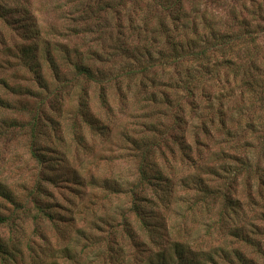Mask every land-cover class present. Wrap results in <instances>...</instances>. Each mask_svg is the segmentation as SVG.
Returning <instances> with one entry per match:
<instances>
[{"label": "rangeland", "instance_id": "obj_1", "mask_svg": "<svg viewBox=\"0 0 264 264\" xmlns=\"http://www.w3.org/2000/svg\"><path fill=\"white\" fill-rule=\"evenodd\" d=\"M213 34L243 39L231 57L241 69L222 68L220 82L205 77L189 94L181 87L189 60L159 62L171 38L183 53L179 45L188 51ZM250 62L264 86V0H0V264H144L157 243L172 263L173 243L187 263L220 246L253 257L212 228L220 197L193 205L200 187L219 193L235 181L231 196L249 217L232 226L264 231L249 202H260L261 173L234 180L220 172L245 152L264 168L255 146L264 104L245 91L240 108L251 110L235 117ZM221 95L229 137L214 109ZM134 191L140 214L159 230L156 244L130 210ZM256 239L264 250V237Z\"/></svg>", "mask_w": 264, "mask_h": 264}, {"label": "trees", "instance_id": "obj_2", "mask_svg": "<svg viewBox=\"0 0 264 264\" xmlns=\"http://www.w3.org/2000/svg\"><path fill=\"white\" fill-rule=\"evenodd\" d=\"M162 1V0H160ZM173 2H179V0H173ZM163 8V7H162ZM180 7H178L175 10V14L177 13V15L180 12ZM212 33V31H211ZM217 35L213 34L211 35L212 39H216L215 41H208L205 42L203 45H200L199 43H195V41H193L192 43H195L197 45H192V49L186 51L185 49V45H179L181 51H183V53H178V49H177V45L174 43L173 39L171 38V42H169L168 40V44H169V49H171L170 54L167 56V58L162 61L159 62V65L161 64H177L178 62L184 60L186 62V59L189 60V65L191 67H187L186 68V76H185V80L183 82V84L181 85L183 91L189 92V94L193 93V89H195V82L197 83H201L203 82V79L206 77L208 80H213L214 82H220L219 76H220V72L222 68H225L226 70L231 69L234 70L233 73L234 75H237V71L235 73V69L239 70L241 69V66L237 65L236 63H234V61L231 59L232 57V52H234V48L236 47V44H241V40L243 39H239V37H232L230 34H218V37H216ZM176 45V47H175ZM188 47V46H187ZM146 48V47H145ZM189 48V47H188ZM211 57H219L218 60H214L213 62H211ZM200 66H196L195 64ZM210 63H212V65H209ZM153 65H150L148 68H146L145 66H142L139 70V74L140 73H144L146 71H148V69H150ZM250 66L248 69L244 70V79L241 80V86L243 87V90L240 93V97L236 102H238V105L236 106L239 109L237 110V115H235V117L237 118H241L242 115H245V113H247V110H251V108L248 106L247 108L243 109L240 108L243 103H246V95L243 92H247V95H250V97L248 98L250 101V103H255V102H259L261 104H264V86H261L260 84L258 85L257 81H255V78L253 77L255 68H253V66H255L252 62L249 63ZM251 68H253V70H251ZM75 69L77 71V73L79 75H84L87 79L89 80H93V74L91 71H89V69L82 67L81 65H76ZM257 73H259L257 71ZM236 80V78L234 79ZM102 86L104 84L103 81H99ZM230 84V83H229ZM234 85L236 84V81H234L233 83ZM107 85V84H106ZM105 86V85H104ZM236 86V85H235ZM234 87V86H233ZM233 89V88H231ZM192 92V93H191ZM232 92V91H231ZM188 94V95H189ZM233 95V94H232ZM231 97V95L229 96ZM223 99V96L221 95V98H216V106L214 107L215 111H217L218 113V127L221 128L223 131L226 132V135L229 137V135L231 136L230 130L227 127V121L225 120V110H224V106H223V102L221 101ZM252 99V100H251ZM240 102V103H239ZM81 108L80 112H81V116L83 117V119L85 120L86 123H89V118L86 117L85 112L83 111V104L80 103L79 104ZM208 108H213V106H209L207 105ZM261 111V108H260ZM261 114V113H260ZM259 114V116H260ZM249 115H253V114H249ZM234 118V116H233ZM258 119H260L258 117ZM233 120V119H231ZM234 120H239V119H235ZM211 122H215V119H213L211 117ZM261 124V126L264 125V123H259ZM251 126V127H250ZM259 126H257L258 128ZM264 127V126H263ZM253 125H248V130L252 131ZM260 128V127H259ZM262 130V129H261ZM264 131V130H263ZM263 138V139H262ZM264 144V136L261 137L259 139L258 137V141H257V145L255 146H259L260 147V156H264V149L261 148L263 147ZM243 147L248 148V150H250L251 146L249 145H244ZM254 148V147H252ZM36 157V155H34ZM245 158L238 160L236 158H233L235 160V162H237L238 165H236L235 167H237L238 169H235V167H233V169H228V168H222L221 169V175H223V173L227 174H231L233 177V179L235 180L236 175H238L241 172H249L252 173L253 178L255 179L257 174L261 173L260 177H257V179L262 182L263 187H264V168L261 169V167L259 166L258 163V159L253 162L252 160H250V158L246 157L247 153L245 152ZM256 162V163H255ZM218 174V173H217ZM142 178H144L143 180H145V175H141ZM222 177V176H221ZM149 185L152 184V181H146ZM235 181H231V183H228V187L226 191H221L218 193L212 190H207L208 188H202L200 187L198 190L200 192L199 197H197V199L193 202V205H202L205 206L208 204V202L214 197H220L223 200V209L219 212V215L213 225L212 228H217L218 230H220V236L224 235L227 236L228 238L230 237L231 239L234 240V242L236 241V243L239 245H246L249 246L250 249L253 253V257H248V255L245 252H242L239 247L235 248V249H226V247L220 246L216 249L215 251V255H212L211 253H207V254H203L202 255V259L194 261L191 263V261H188V263L186 262L185 259H183L184 255H182V251L181 249H183L182 245L179 243H173V251L177 253L178 255V260L175 257L176 260V264H259V263H255L254 258L258 257L262 259L263 263H264V250L263 247L261 245V242H258V240L256 239L257 236H263L264 237V231H261L259 229V227L255 226L254 224H251L254 232H248V233H244V231H240L239 227H233V224H236L237 222H241L243 221V218H248L249 216H247L246 212L243 210V204H241V202L238 199H235L231 196V190L230 188L233 187ZM170 185V184H169ZM247 191L250 192V185L247 187ZM0 194L2 195H6L5 191H0ZM131 194L133 195V202H132V207H131V211L133 213L136 214V216L139 217V223L141 226V230L145 231L147 235H149V237L151 238V242L155 243V240H160V234H159V230H157L156 227H153L150 224L149 219H147V217L143 216L140 214L139 211V206L136 202V199L138 198L137 194L135 195V191L131 192ZM257 195L259 196V200L261 202H258L255 205V200L254 197H249V202H250V207H252L253 210H255L257 207H259V211H250L253 213V215L257 214L261 219L264 220V188L263 189H258L257 191ZM162 200V199H161ZM262 206V207H261ZM245 208V206H244ZM47 217V216H46ZM253 218H255L254 216H251ZM4 222L3 218H0V223ZM230 227L227 228V225L230 224ZM129 238H131V235H129ZM234 243V244H236ZM156 244V243H155ZM167 244V242H166ZM159 250L155 253V257H147L149 258L148 261L145 262L144 264H175L172 263L171 261H167L166 258V250L165 248H160L161 245H159V243H157ZM170 252V251H169ZM175 254V253H174ZM214 256H216L219 260H215Z\"/></svg>", "mask_w": 264, "mask_h": 264}]
</instances>
